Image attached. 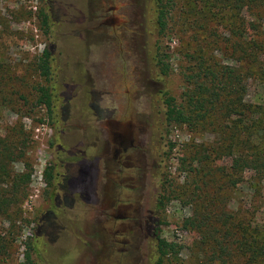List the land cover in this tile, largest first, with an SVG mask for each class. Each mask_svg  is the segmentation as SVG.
Instances as JSON below:
<instances>
[{
	"label": "rangeland",
	"instance_id": "rangeland-1",
	"mask_svg": "<svg viewBox=\"0 0 264 264\" xmlns=\"http://www.w3.org/2000/svg\"><path fill=\"white\" fill-rule=\"evenodd\" d=\"M232 10L214 7L207 18L201 0H174L162 30L156 0H0V135L25 142V162L13 164L15 173L26 171V162L32 165L26 199L0 185V194L7 190L20 200L8 215L0 214V264L26 263L27 254V264H156L158 237L180 247L173 264H218L209 249L214 225L221 224L217 215L231 213L244 222L256 212L264 224V190L262 198L254 193L250 172L231 187L226 175L232 157L215 150L244 117L212 113L214 124L196 130L167 119L166 99L187 103L203 82L197 76L201 63L236 65L228 49L232 13L245 24L244 40L250 30L247 12ZM42 12L49 16L47 27ZM51 46L56 56L47 80L37 59ZM160 60L169 68L167 75ZM39 87L51 90V114L38 104ZM263 91L252 84L241 101L246 104ZM120 127L132 132L134 159L128 164L134 167L115 182L113 155L100 156V147L113 143L112 132ZM68 151L84 152L83 158L79 153L68 159ZM62 158L86 161L91 180H75ZM48 166L53 167L51 186L44 178ZM93 169L99 170L97 181ZM68 187L74 204L63 200ZM120 193L122 199L141 194L147 208L157 205L156 238L125 246L116 237L113 216L101 223V212ZM47 213L58 214L57 230L44 218Z\"/></svg>",
	"mask_w": 264,
	"mask_h": 264
},
{
	"label": "trees",
	"instance_id": "trees-1",
	"mask_svg": "<svg viewBox=\"0 0 264 264\" xmlns=\"http://www.w3.org/2000/svg\"><path fill=\"white\" fill-rule=\"evenodd\" d=\"M158 24L165 30L168 6L174 0H156ZM204 17L212 16L214 7L229 8L232 11L244 9L249 17L247 38L244 40V23L238 19L239 15L232 13V27L234 32L230 39L228 49L232 53L236 65L212 66L201 63V71L197 76H203V82L198 85L193 94L189 93L187 103L176 102L174 97L166 99L167 119L169 123L187 126L196 130L199 126L213 125L209 117L212 113L226 115L232 113L242 115V124L234 123L229 135H225L220 142V149L227 151L232 157V162L227 168V183L238 187L246 180L250 172V187L256 195L262 198L264 190V91L255 94L253 99L246 104L241 101L242 94L248 92L252 84L261 86L264 90V0H201ZM229 6V7H228ZM44 26H48L49 16L40 15ZM52 54L45 49L37 59V69L42 77L50 80ZM204 59L202 58V61ZM163 75L169 73V68L163 61H159ZM0 65V78L4 77ZM38 104L51 114L53 111V95L49 87L37 88ZM197 97V99H196ZM227 127H223L224 130ZM245 134V137L242 136ZM26 158L25 142L16 136L11 139L0 135V185L10 186V194L3 190L0 194V214L8 215L12 205L20 202L9 195L21 194L23 199L29 196V184L32 176V165L25 163L26 171L15 173L13 164L22 162ZM25 162V161H24ZM48 185H52L53 167L48 166L44 172ZM14 191V192H13ZM9 194V195H8ZM256 212L242 222L237 216L224 213L217 215L221 221L216 223L210 239L209 249L218 264H264V224L256 220ZM211 219L210 212L204 217V222ZM158 235V229H157ZM158 258L156 264H173L171 258L180 253V247L174 243L158 237ZM29 254L26 263L30 262Z\"/></svg>",
	"mask_w": 264,
	"mask_h": 264
},
{
	"label": "flooded vegetation",
	"instance_id": "flooded-vegetation-1",
	"mask_svg": "<svg viewBox=\"0 0 264 264\" xmlns=\"http://www.w3.org/2000/svg\"><path fill=\"white\" fill-rule=\"evenodd\" d=\"M108 24V22H103L102 24ZM114 23V21L112 22ZM49 52L52 54V58L55 57L54 54L56 52L53 51L52 46L48 49ZM106 131L103 130L101 137H105ZM113 136V143H103L100 147V156L102 157H110L112 154V159L114 161V166L116 168L115 170V176H113V180L115 182H120L123 180L127 173L126 171L131 170L134 166H131L130 163L134 159V155L131 154V151L135 149V141L132 139V132H130L129 129L126 128H117L115 131L112 132ZM100 137V138H101ZM101 140V139H100ZM112 146V147H111ZM80 153V154H79ZM68 151L65 152V155L68 159L74 158L76 155H80L83 158L84 152H78L77 154ZM64 159V160H63ZM66 158H62L61 163L62 165H66L67 169L71 175L76 176L75 180H78L83 183H88L91 180V174H92V168L88 165H85V162L83 159L79 160L80 163L76 162H69L65 161ZM99 158L95 159V162L98 166ZM141 159L138 155L136 158V163H140ZM83 165V167H82ZM81 168H79V167ZM136 168H139L140 171H143L140 166H136ZM76 169V171L74 170ZM72 170V171H71ZM94 170L92 180L97 181L99 179V170ZM137 171V174H138ZM136 173H134L132 176L136 182H140L142 178L134 177ZM145 175V174H144ZM66 180V179H64ZM142 186V185H141ZM143 192V191H142ZM74 192L71 190V188H65V196L64 199L67 203L68 198L70 201H72V204H74L75 200L73 199ZM59 200V197H56L54 200L55 203ZM157 203H159L157 201ZM156 203V204H157ZM124 207V212L120 211L121 206ZM56 207H59V204H55ZM157 206V205H156ZM156 206L153 208H147L143 203V197L141 194L139 196H128L127 198L122 199L121 193L119 195H115V197L112 199L110 203L106 205V208L101 212L100 215V221L101 223L104 221L105 224L109 223V218L113 216V219L115 220L117 232L116 237L123 238L122 241H119L123 243L125 246L133 247L134 243L139 241L140 239L148 240L151 238L157 237V229H158V221L156 220ZM111 211H116L117 213L114 215H111ZM51 213V212H50ZM47 213V215L44 217L45 219H49L48 222L50 223L49 226L53 229L57 230L58 226V214H50ZM61 216L65 217L66 215L61 214ZM99 221V222H100ZM47 225V223H45ZM105 228V227H104ZM129 229V230H128ZM158 249V247H157Z\"/></svg>",
	"mask_w": 264,
	"mask_h": 264
}]
</instances>
